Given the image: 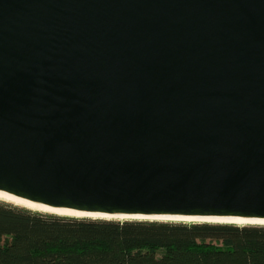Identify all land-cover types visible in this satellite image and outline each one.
<instances>
[{
  "label": "water",
  "instance_id": "obj_1",
  "mask_svg": "<svg viewBox=\"0 0 264 264\" xmlns=\"http://www.w3.org/2000/svg\"><path fill=\"white\" fill-rule=\"evenodd\" d=\"M0 193L264 222V0H0Z\"/></svg>",
  "mask_w": 264,
  "mask_h": 264
},
{
  "label": "trees",
  "instance_id": "obj_2",
  "mask_svg": "<svg viewBox=\"0 0 264 264\" xmlns=\"http://www.w3.org/2000/svg\"><path fill=\"white\" fill-rule=\"evenodd\" d=\"M0 264H264V225L75 218L0 202Z\"/></svg>",
  "mask_w": 264,
  "mask_h": 264
},
{
  "label": "bare ground",
  "instance_id": "obj_3",
  "mask_svg": "<svg viewBox=\"0 0 264 264\" xmlns=\"http://www.w3.org/2000/svg\"><path fill=\"white\" fill-rule=\"evenodd\" d=\"M0 202L8 203L17 207L26 208L31 211L45 213V214H54V215H60V216H73V217H90V218H102V219H115V220H125V219H149V220H175V221H209V222H225V223H234V224H249V223H258V224H264V222L260 221H244L240 219H189V218H142V217H115V216H107V215H93V214H83L68 210H59V209H51L45 206H41L38 204H34L25 200H21L15 197H11L5 194L0 193Z\"/></svg>",
  "mask_w": 264,
  "mask_h": 264
}]
</instances>
